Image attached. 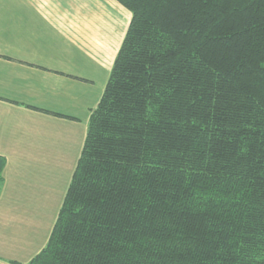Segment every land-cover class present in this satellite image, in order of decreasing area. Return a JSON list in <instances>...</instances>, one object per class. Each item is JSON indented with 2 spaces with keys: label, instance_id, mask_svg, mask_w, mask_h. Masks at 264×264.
I'll list each match as a JSON object with an SVG mask.
<instances>
[{
  "label": "trees",
  "instance_id": "trees-1",
  "mask_svg": "<svg viewBox=\"0 0 264 264\" xmlns=\"http://www.w3.org/2000/svg\"><path fill=\"white\" fill-rule=\"evenodd\" d=\"M118 1L131 22L28 264H264V0Z\"/></svg>",
  "mask_w": 264,
  "mask_h": 264
},
{
  "label": "crops",
  "instance_id": "crops-1",
  "mask_svg": "<svg viewBox=\"0 0 264 264\" xmlns=\"http://www.w3.org/2000/svg\"><path fill=\"white\" fill-rule=\"evenodd\" d=\"M131 17L118 0H0V264L46 246L62 201L45 222L44 181L19 182L66 132L83 146Z\"/></svg>",
  "mask_w": 264,
  "mask_h": 264
},
{
  "label": "rangeland",
  "instance_id": "rangeland-1",
  "mask_svg": "<svg viewBox=\"0 0 264 264\" xmlns=\"http://www.w3.org/2000/svg\"><path fill=\"white\" fill-rule=\"evenodd\" d=\"M71 134L66 132L61 139H58L57 149L52 151L53 159H46L43 154H47V151H42V164H38L33 168V173L30 172V167H26L28 173L22 177L19 183L21 186L27 185L28 181L34 180L39 188L35 189L39 193V199L44 203L47 201V195H49V203L52 208L48 213L43 215L45 222H48L50 216L55 214V205L57 202H61L64 199L70 178L73 170L75 169L78 157L80 156L82 144H78L74 139H69ZM75 136L76 133H75ZM26 182V183H25ZM30 191L31 189H26Z\"/></svg>",
  "mask_w": 264,
  "mask_h": 264
}]
</instances>
